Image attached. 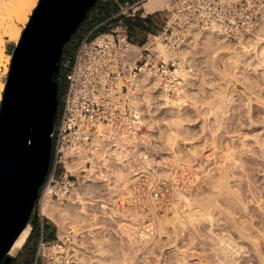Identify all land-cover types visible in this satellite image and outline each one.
Segmentation results:
<instances>
[{"label": "rangeland", "instance_id": "374dc122", "mask_svg": "<svg viewBox=\"0 0 264 264\" xmlns=\"http://www.w3.org/2000/svg\"><path fill=\"white\" fill-rule=\"evenodd\" d=\"M11 1L0 0V22H3L4 29L14 25L20 30L21 39L32 14L28 23L23 25V14L15 17L17 8H10ZM164 1L163 9L167 7V0ZM109 12L103 13L100 9L97 19L96 16L86 19L67 50L73 51L81 36ZM167 16L166 11H160L153 18L160 26ZM8 41L11 42L6 39L5 52L9 62L5 59L0 67V80L4 84L0 109L13 57L9 55L13 48H8ZM263 45L264 41L242 49H233V45L213 49L195 45L183 48L186 52L180 56V71L189 83L187 107H180L177 99L162 93L161 87L143 90L137 107L144 115L145 143L157 178L168 182L172 188L171 203L154 223L152 235L144 232L145 217L116 205L115 196L119 191L96 190L92 205L88 206L90 203L82 200L80 206L66 208L69 217L64 220V225L71 221L81 230L73 241L79 250L81 264H221L214 257L215 248L210 243L212 237L206 236L211 229L207 219L215 220L217 230L212 227L213 232L217 231L215 234H221L228 228L238 239L234 227L237 228L236 221L244 218L243 222L247 219L249 223H255L253 231H258L256 235H264ZM59 83L61 103L64 69L60 72ZM227 178L228 183L225 181ZM224 183L226 187L222 186ZM228 184L231 185L229 188H236V193H230L232 189H227ZM123 190L125 192L127 188ZM83 207L86 208L84 214L81 213ZM184 215H187L188 222L189 218L191 220L189 226L187 221L180 223ZM46 221L55 231L56 240L59 226L51 220ZM206 222L208 226L204 225ZM200 223L208 230H202ZM160 229L165 234L158 237ZM141 234L144 239L138 236ZM260 240L253 242L261 243ZM240 241L250 255L256 257L253 264H264V244L257 248L249 239ZM33 244L34 240H27L19 253L16 250L7 256L13 258L18 253L14 259L22 263ZM210 255L211 258L208 257ZM212 257L216 259L213 261Z\"/></svg>", "mask_w": 264, "mask_h": 264}, {"label": "built area", "instance_id": "2783aa9c", "mask_svg": "<svg viewBox=\"0 0 264 264\" xmlns=\"http://www.w3.org/2000/svg\"><path fill=\"white\" fill-rule=\"evenodd\" d=\"M146 1L98 0L87 19H97L103 7L111 11L63 55L64 91L51 133L48 173L35 205L40 234L34 264H81L73 242L78 226L68 221L62 237L58 230L53 241L45 235L46 196L66 209L80 206L79 193L90 206L96 190L119 191L116 205L145 217L147 235L170 205L172 188L152 168L144 115L133 103L137 75L156 77L167 97L187 107L189 83L180 71V56L192 33L215 29L247 47L264 41V0H167L168 7L158 11H166L167 19L139 42L125 21L138 18Z\"/></svg>", "mask_w": 264, "mask_h": 264}, {"label": "water", "instance_id": "95a60500", "mask_svg": "<svg viewBox=\"0 0 264 264\" xmlns=\"http://www.w3.org/2000/svg\"><path fill=\"white\" fill-rule=\"evenodd\" d=\"M97 1L40 0L16 45L0 109V264L14 261L48 173L63 50Z\"/></svg>", "mask_w": 264, "mask_h": 264}, {"label": "bare ground", "instance_id": "6f19581e", "mask_svg": "<svg viewBox=\"0 0 264 264\" xmlns=\"http://www.w3.org/2000/svg\"><path fill=\"white\" fill-rule=\"evenodd\" d=\"M37 1L39 2L40 0H12L11 4H10V8L11 7L15 8V9L17 8L16 10L14 9L15 11H17L16 12L17 14H14L15 17H19V16H21L23 14L24 18L22 20V23H23V25H26L28 23V21H29L30 15L33 14V11L37 7ZM164 3H165L164 0H147L145 2L144 8H145V10L147 12H153V11H156V10L163 9L164 8ZM166 6L168 7V4ZM12 10L13 9H11V11ZM6 12L7 11L5 10V13ZM3 25H4L3 22H0V67L3 66L4 60L7 59L6 58L7 57L6 56V52H5V44H6L5 41H6V39L10 40L11 42H13L15 44H18L19 43V39H20V35H21L20 30L16 29V27L14 25L10 24V26L5 28L6 30L4 29V27H2ZM2 31H3V33H2ZM191 45L192 46H194V45L195 46H204L205 48H210V49H213V48H215L217 46H223L224 48H228L229 46H232V45L234 46L233 49L248 48L245 45L237 44V43L230 42V41L226 40L225 38L220 36L216 32L215 29H209L206 32H194V33H192L191 36H190V40H189L187 46H191ZM187 46H185V47H187ZM161 48H162V45L159 44L158 49H161ZM184 51L186 52V50H182V52H184ZM182 52H181V54H183ZM185 52H184V54H185ZM261 52L264 55V45L262 47V51ZM8 60H9V58L7 59V61ZM134 86H135V88H136V90L138 92L137 93L138 96L135 97V99L133 100V103L136 106H139L140 99H141V97L143 95V90L145 88H147V87H148L147 89H150V88H158V89H160L159 88L160 87V82H159V80L156 77H154V76H152V75H150L148 73L142 72L141 74L136 76V78L134 80ZM3 90H4V84L0 80V98H2V93L1 92ZM162 93H163V91H162ZM223 175H221V176H223ZM228 178H227V180L225 179V181H227V183H228V180H229ZM223 180H224V176H223ZM223 180H221V181H223ZM221 184H222V182H221ZM225 184L226 183H224L222 186H224ZM228 186L231 187V185H229V184L227 185V187ZM225 187H226V185H225ZM229 187L227 189H232V188H229ZM234 189L236 190V188H234ZM235 190L232 189L231 191L230 190H227V191H230V193L232 192V194H234V193H236ZM235 195H237V194H235ZM239 197H240V195H239ZM77 200H78V202H82L83 198L81 196V193L78 194ZM231 202L232 201H230V203ZM82 212H83V214H84V212L86 213V208L85 207L82 208L81 213ZM42 213L47 218H49V220L53 221L54 223H56L59 226V235L62 236V232H63V229L65 227L64 220L68 219V217H69L68 213L66 212V209L62 208V207H59L57 204L51 203L50 199H48V196H46L45 200L43 201ZM191 213H192V211H191ZM188 216H190V214ZM203 217H204V215H203ZM186 218L188 219L187 215H184L183 217H181V219H180L181 222L180 223H182V221H187ZM196 218H199V217H196ZM184 219H186V220H184ZM230 219H231V217H230ZM243 219H242V221L239 220V222L236 221L237 222V228L234 227V225L232 226L238 232V239L235 238L234 233L231 230H229L227 227H226L227 230L225 229L226 231H224V229L222 230V228H221V230H222L221 234L220 233L219 234H215V232H217V231H215V232L212 231L213 230L212 227H214V229L216 228V225L214 226V224L216 223V222H214L215 220L213 221L214 222L213 223L211 219L210 220L207 219V221L209 222V226L206 225L208 222L204 223L205 226H208V227L211 228V229H209L210 232L208 234L211 233L213 235H211V234L208 235L206 233L207 234L206 236H211L212 237V239L209 237L211 239V242H210V239H209V242L212 243V245L215 248V249L213 248L215 250L214 251L215 252L214 253V255H215L214 257L217 258V259L215 258L217 260V262H219L221 264H253V262L255 261L256 257L250 255V252L247 250L245 244L242 243L240 240L249 239L250 241L253 242L254 240L262 239V240H260V241H262L261 243L258 242V241L253 242V246L258 248L260 244H264V235H261V236L260 235H256L255 233L256 232L258 233V231H256V232L253 231L254 230L253 226H255V223L251 222V221L249 223L247 219H246L245 222H243ZM190 221L191 220L189 218V222ZM189 222L188 221L186 222L187 225H188ZM200 222H202V221H200ZM183 224H184V222H183ZM200 224L203 225L202 223H200ZM200 224H198V225H200ZM189 225H190V223H189ZM204 225L202 226V230H208V228L207 229L203 228ZM184 227L186 228V225H184ZM199 227H201V226H199ZM199 227H197V228L199 229ZM218 227L220 228L221 226H218ZM29 228H30V230H29ZM195 228L196 227H194L193 229H195ZM31 230H32V225H30V223H29L26 226V228L22 231V233L20 234V236L16 240L15 244L13 245L11 250L9 251V253L12 252V251L14 252L16 250L19 253L22 250L23 246L25 245V243H26V241H27V239H28V237H29V235L31 233ZM216 230H217V228H216ZM157 234H158V237H161V235L165 234V232H164V230L160 229ZM254 235L256 236V238H254ZM138 236L139 237H143V239L145 237L143 234H141V236L140 235H138ZM212 245H211V247H212ZM212 253H213V251H212ZM17 254H15L13 256V258H15V256ZM212 255H210L208 257L211 258ZM258 257L261 259V255L260 254H259ZM215 259H213V257H212L213 261ZM101 264H105V263L102 262Z\"/></svg>", "mask_w": 264, "mask_h": 264}, {"label": "trees", "instance_id": "16d2710c", "mask_svg": "<svg viewBox=\"0 0 264 264\" xmlns=\"http://www.w3.org/2000/svg\"><path fill=\"white\" fill-rule=\"evenodd\" d=\"M94 7H95V5H94ZM94 7H92L88 11L87 16H86L85 20L83 21V23H85L87 17L92 12V9ZM102 9H103V13L109 12V7L108 8L105 7V8H102ZM156 20L157 19H155V18H147L145 20H142V19H140L138 17L136 19H130V18H128V19H126L125 23H126V26L129 29V33H130L131 37H134L137 41H139V38L144 37V35H146L148 32L151 31V28L153 26H156L157 25L156 24L157 23ZM83 23L81 25H83ZM74 37H75V35H73V37L65 45V48H64L63 54H62V58H61V62H62V59H63V55H65L66 52H68L67 48L71 44V42L74 39ZM15 50H16V48H15ZM15 50H14L13 53H9V54L12 55V56H14ZM60 72H61V63H60V71H59L58 74L55 75V79H54L55 82L58 85V102L60 100V90H61L60 83H59ZM59 104H60V102H59ZM58 110H59V108H58ZM31 223H32L33 230H32V233H30V235H29V237H28L27 240L30 241V242H32L34 240V244L32 246V249L30 250V252H28L27 256L25 257V261L24 262L18 263V260L16 258V259H14V261L12 262V264H34L35 252H36V244H37V240H38V237H39V234H40V226H39V222H38V220L36 219L35 216H33V220H32ZM44 233L47 236L48 240H50V241L55 240V231L48 224V222H46V224H45Z\"/></svg>", "mask_w": 264, "mask_h": 264}, {"label": "crops", "instance_id": "0c3cea01", "mask_svg": "<svg viewBox=\"0 0 264 264\" xmlns=\"http://www.w3.org/2000/svg\"><path fill=\"white\" fill-rule=\"evenodd\" d=\"M144 5H145V3L142 6H140V9H139V18L142 19V20H145L147 18H153L157 14V12L159 11V10H156V11H153V12H147L145 10V8H144ZM9 47L13 48L12 51H9V53H13L15 48H16V44L8 41V48Z\"/></svg>", "mask_w": 264, "mask_h": 264}, {"label": "flooded vegetation", "instance_id": "af4514ba", "mask_svg": "<svg viewBox=\"0 0 264 264\" xmlns=\"http://www.w3.org/2000/svg\"><path fill=\"white\" fill-rule=\"evenodd\" d=\"M77 30H78V29H77ZM76 32H77V31H76ZM76 32H75V33H76ZM75 33H74V34H75ZM72 37H73V36H72ZM72 37H71V38H72Z\"/></svg>", "mask_w": 264, "mask_h": 264}]
</instances>
